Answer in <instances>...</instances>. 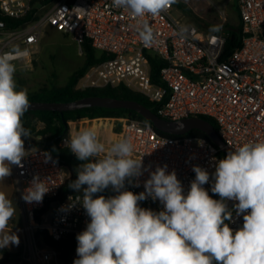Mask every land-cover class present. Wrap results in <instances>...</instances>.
<instances>
[{"label":"built area","instance_id":"2783aa9c","mask_svg":"<svg viewBox=\"0 0 264 264\" xmlns=\"http://www.w3.org/2000/svg\"><path fill=\"white\" fill-rule=\"evenodd\" d=\"M46 1L0 0L2 17L16 20L37 16V20L19 29L0 28V54L19 49L26 54L14 57L13 63H29L40 40V29L48 24L71 35L80 54L82 42L88 40L97 57H104L79 77L76 90L125 88L154 104L161 119H212L220 139L231 151L245 142L264 141V0H206L221 6L218 14L223 23L227 21V6L234 4L237 9L241 41L225 60L223 35L206 34L174 17L175 4L159 16L144 18L156 35V43L145 46L136 31L137 20L126 10L113 7L112 0ZM36 3L41 4L40 8L35 7ZM41 10L45 13L38 18ZM180 27L186 29L183 35L178 34ZM115 121L114 140L130 138L136 158H142L145 168H149L131 183L126 180L123 190L143 192L149 172L166 164L168 172L175 170L187 194L195 179V165L209 172L210 180L203 187L211 196V174L220 159L217 148L189 136L162 137L151 123L126 116ZM68 141L69 136L64 137L59 145L68 148ZM13 168L23 218L19 232L31 242L30 260L37 264L56 262L55 249L35 246L37 233L54 242L70 240L77 249L76 237L86 229L90 218L79 203L67 209L82 193L70 192L58 199L69 171L43 149L27 151L21 164ZM33 177L45 180L50 187L39 204L22 199ZM47 203L51 207L41 213ZM139 204L155 212L163 210V205L151 198ZM229 211L232 219L227 224L235 231L242 227L244 213L237 214L234 207Z\"/></svg>","mask_w":264,"mask_h":264},{"label":"clouds","instance_id":"9594fccd","mask_svg":"<svg viewBox=\"0 0 264 264\" xmlns=\"http://www.w3.org/2000/svg\"><path fill=\"white\" fill-rule=\"evenodd\" d=\"M177 2L112 0V6L135 18L141 42L152 46L156 35L144 18L159 16ZM219 30V26L210 28ZM185 32L180 27L178 34ZM25 54L19 49L0 54V181L26 156L22 137L30 131L22 117L30 101L27 89L17 88L13 63L14 57ZM68 148L85 163L69 184L82 196L67 210L79 203L90 218L76 237L78 258L73 264H264V141L245 142L216 161L211 192L219 200L203 187L210 180L209 172L195 165L187 194L175 170L168 172L166 164L149 172L143 192L121 191L126 180L131 183L149 170L142 158H136L130 138L114 140L87 127L69 133ZM109 187L118 194L94 197ZM49 190L45 180L33 177L22 199L39 204ZM148 198L158 200L163 210L140 207L139 202ZM227 200L238 201L234 208L237 214L244 213L243 225L235 231L225 223L232 219ZM15 213L12 201L0 191V249L20 243L9 229Z\"/></svg>","mask_w":264,"mask_h":264},{"label":"trees","instance_id":"16d2710c","mask_svg":"<svg viewBox=\"0 0 264 264\" xmlns=\"http://www.w3.org/2000/svg\"><path fill=\"white\" fill-rule=\"evenodd\" d=\"M47 0L45 3L50 2ZM179 1V0H178ZM175 6L185 14L191 15L187 7H184L179 2ZM238 16V13H237ZM220 18V17H219ZM239 19V16H238ZM37 20V16L28 15L23 19H8L0 16V21L4 22L6 30L19 29L28 24L31 21ZM212 26H219V31H210ZM198 28L206 34H216L223 35L224 37V46L222 50V60H225L234 49H236L241 41V25L238 21L236 26L231 25L229 22L223 23L220 19L219 24H198ZM81 50L84 54V62L81 67H79L74 74L69 76L67 83L63 87H51V88H42L37 92H34L30 95L29 101L35 102H47V103H64L77 100L83 97L89 96H100V97H110L117 99L133 100L143 106L150 109L154 114H156V108L154 104L150 103L144 96L132 92L125 88H105L100 90H86L78 91L75 89V86L78 82L80 76L92 65L102 61L103 56L97 57L96 52L91 47L88 40H84L81 44ZM129 117L143 122L149 121L145 120L139 114L134 111L125 110V109H105V108H85L81 110H76L72 112H64L60 114L59 112L51 111H27L22 117L23 125L26 129L30 131V135L39 137L41 140V148L44 152L59 165L65 167L69 171V179L66 181L65 185L62 187L58 199H62L67 193L76 192L75 190L69 187V184L77 179V169L84 163L76 158V156L69 150L67 147H61L59 145L60 141L64 137L69 136V127L68 123L76 121L77 119H89L86 120L89 124L94 123H103L108 119H98V118H120V117ZM94 119V120H93ZM209 121L214 128L216 125L212 119L203 118ZM110 120V119H109ZM37 124H41V128L37 127ZM217 131V129H216ZM162 137H171L168 134L157 132ZM193 137L196 139H201L208 141L206 135L200 131L193 130L188 134L179 136V137ZM218 157L223 159L226 155L219 151ZM103 195L106 198L112 197L114 192L111 187L105 189L103 192L94 194L95 196ZM213 199L219 200L220 197L216 194L211 193ZM49 203L41 210V213H44L48 209ZM227 223V221H225ZM43 237L46 245L51 246L58 253V258L62 260L65 264H69V258L75 253L76 245L70 240H62L59 242L52 241L47 235H40L37 233V238ZM1 251V250H0ZM3 263V260L0 259V264Z\"/></svg>","mask_w":264,"mask_h":264},{"label":"rangeland","instance_id":"374dc122","mask_svg":"<svg viewBox=\"0 0 264 264\" xmlns=\"http://www.w3.org/2000/svg\"><path fill=\"white\" fill-rule=\"evenodd\" d=\"M178 2L184 7H187L191 13V15L185 14L175 6L176 10L173 14L174 17L181 18L184 23L193 24L196 27H198V24L203 23L211 25L220 23L218 9H220L221 6H219L218 3L208 2L206 0H179ZM44 13L45 10L38 12V18L43 16ZM225 13L227 19L226 22L236 26L239 19L235 5H228L225 9ZM40 31V40L37 46L33 49L31 61L29 63H14L16 65L15 79L17 82V88L27 89L28 95L37 92L42 88L63 87L67 83L69 76L74 74L84 62V54L83 52L80 54L79 47L71 35L63 33L60 29L48 24L42 26ZM100 119L108 120L88 127L99 130L102 135L107 133L111 134V125H115L116 118ZM37 127L41 128V124H37ZM22 139L24 140L25 150L27 149L26 151L42 149L39 137L28 135L22 137ZM121 191H123V189H121ZM113 192L114 194H118L114 190ZM79 193H82V191ZM50 207L51 205L48 206V208ZM19 229V245H10L8 248L0 249V259L3 260L2 264H37L35 261L30 260L29 249L31 242L23 237L19 232ZM35 246L38 248L45 247L46 243L44 238H36ZM77 258V253L73 254L69 258V264H73V261ZM50 264L65 263L58 258L56 262H51Z\"/></svg>","mask_w":264,"mask_h":264},{"label":"water","instance_id":"95a60500","mask_svg":"<svg viewBox=\"0 0 264 264\" xmlns=\"http://www.w3.org/2000/svg\"><path fill=\"white\" fill-rule=\"evenodd\" d=\"M41 4L36 3L35 7L40 8ZM5 23L0 21V28L5 27ZM105 108V109H125L134 111L143 117L145 120L149 121L157 132H162L170 136H182L190 133L193 130L200 131L206 135L208 142L211 146L217 148L219 151L223 152L225 155L231 150L226 148L222 140L220 139L214 126L206 119L200 117L186 118L178 121H168L159 118L150 109L143 106L142 104L125 99H117L110 97H100V96H89L83 97L77 100L64 103H47V102H35L30 101V108L28 111H51L59 112L63 114L64 112H72L76 110H81L85 108ZM183 125L180 127L179 125ZM228 210L234 207L238 201H225Z\"/></svg>","mask_w":264,"mask_h":264},{"label":"crops","instance_id":"0c3cea01","mask_svg":"<svg viewBox=\"0 0 264 264\" xmlns=\"http://www.w3.org/2000/svg\"><path fill=\"white\" fill-rule=\"evenodd\" d=\"M98 119H100V118H98ZM86 120H89V119H86ZM86 120L77 119L76 121L70 122V125L68 123L69 133L72 130H79L82 128H86L88 126H94L96 124H100V123L89 124V123H87ZM112 127H113V125H111V132L112 133L111 134L110 133L105 134L106 136H108L110 138H114ZM11 169H12L11 175L9 177H6L4 179V181H0V191H3L6 193L7 197L12 201L13 206L16 208V213L9 223V229L18 235L19 234L18 229L22 226V223H23L22 211H21V199H20V195H19L16 183L14 181L13 165L11 166Z\"/></svg>","mask_w":264,"mask_h":264}]
</instances>
